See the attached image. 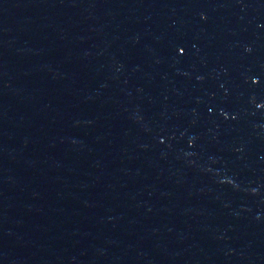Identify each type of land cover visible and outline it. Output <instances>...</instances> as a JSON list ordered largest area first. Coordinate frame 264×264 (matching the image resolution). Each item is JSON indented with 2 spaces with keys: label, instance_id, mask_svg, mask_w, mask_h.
<instances>
[{
  "label": "water",
  "instance_id": "water-1",
  "mask_svg": "<svg viewBox=\"0 0 264 264\" xmlns=\"http://www.w3.org/2000/svg\"><path fill=\"white\" fill-rule=\"evenodd\" d=\"M0 264H264V0H0Z\"/></svg>",
  "mask_w": 264,
  "mask_h": 264
}]
</instances>
